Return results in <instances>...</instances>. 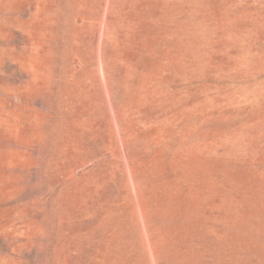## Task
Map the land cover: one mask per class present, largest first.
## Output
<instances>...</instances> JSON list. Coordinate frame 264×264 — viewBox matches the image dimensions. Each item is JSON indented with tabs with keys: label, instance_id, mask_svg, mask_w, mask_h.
Wrapping results in <instances>:
<instances>
[{
	"label": "rangeland",
	"instance_id": "374dc122",
	"mask_svg": "<svg viewBox=\"0 0 264 264\" xmlns=\"http://www.w3.org/2000/svg\"><path fill=\"white\" fill-rule=\"evenodd\" d=\"M0 264H264V0H0Z\"/></svg>",
	"mask_w": 264,
	"mask_h": 264
}]
</instances>
